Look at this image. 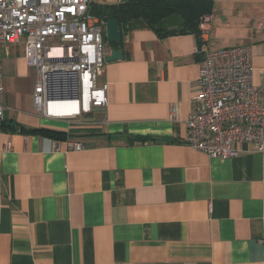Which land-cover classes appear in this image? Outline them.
<instances>
[{"label":"crops","instance_id":"0c3cea01","mask_svg":"<svg viewBox=\"0 0 264 264\" xmlns=\"http://www.w3.org/2000/svg\"><path fill=\"white\" fill-rule=\"evenodd\" d=\"M211 1L202 38L121 28L122 59L98 79L106 109L79 120L38 116L23 47L2 49L0 264H264V152L217 159L183 144L196 49L249 47L264 93V0Z\"/></svg>","mask_w":264,"mask_h":264},{"label":"built area","instance_id":"2783aa9c","mask_svg":"<svg viewBox=\"0 0 264 264\" xmlns=\"http://www.w3.org/2000/svg\"><path fill=\"white\" fill-rule=\"evenodd\" d=\"M91 5L92 0H0V127L1 51L10 46L23 47L26 66L35 70L32 103L38 116L72 121L105 111L107 84L98 79L107 56L106 21L92 14ZM211 20V14L199 18L201 38ZM195 52L202 59L183 144L217 159L237 157L243 144L264 152V93L252 81L250 48ZM169 114L175 118L174 106ZM66 146L82 148L76 142ZM258 243L264 246V237Z\"/></svg>","mask_w":264,"mask_h":264},{"label":"trees","instance_id":"16d2710c","mask_svg":"<svg viewBox=\"0 0 264 264\" xmlns=\"http://www.w3.org/2000/svg\"><path fill=\"white\" fill-rule=\"evenodd\" d=\"M211 6V0H127L113 5H97L92 14L105 21L118 20L120 29L122 28L123 31L140 27L154 30V27L164 18L178 15L184 26L197 33L199 37V18L209 14ZM156 32L165 34L164 31ZM32 133L54 140L64 138L62 133L55 131L34 130Z\"/></svg>","mask_w":264,"mask_h":264},{"label":"water","instance_id":"95a60500","mask_svg":"<svg viewBox=\"0 0 264 264\" xmlns=\"http://www.w3.org/2000/svg\"><path fill=\"white\" fill-rule=\"evenodd\" d=\"M127 0H120L126 2ZM155 31H164L169 36L182 33H189L190 30L184 26L183 21L178 15H171L160 21L154 27ZM105 41L108 47H111L109 54L105 57V62L110 63L122 59V49L114 48V45H120L122 42V34L119 22L116 19H108L105 22Z\"/></svg>","mask_w":264,"mask_h":264},{"label":"rangeland","instance_id":"374dc122","mask_svg":"<svg viewBox=\"0 0 264 264\" xmlns=\"http://www.w3.org/2000/svg\"><path fill=\"white\" fill-rule=\"evenodd\" d=\"M20 49V48H19ZM4 57V56H3Z\"/></svg>","mask_w":264,"mask_h":264}]
</instances>
